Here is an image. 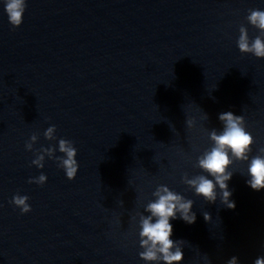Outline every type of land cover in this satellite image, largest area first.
<instances>
[{
    "label": "clouds",
    "instance_id": "1",
    "mask_svg": "<svg viewBox=\"0 0 264 264\" xmlns=\"http://www.w3.org/2000/svg\"><path fill=\"white\" fill-rule=\"evenodd\" d=\"M4 11L7 14L9 23L18 28L23 23V16L26 10V0H3ZM248 23L257 28L260 35L250 40L246 27L239 28L237 45L241 53H250L257 58H264V10L251 9L246 17ZM223 129L219 133L214 129L209 133L213 141L210 150L205 151L197 159V166L207 175L199 174L191 178L187 175L182 177L185 184L194 190L195 194L202 196L206 201L214 203L217 200V187L221 204L229 209L235 208V202L230 199L232 192L229 190L228 181L231 180L233 172L229 171L234 160L248 161V175L250 179L246 183L256 191L264 189V148L259 150L260 154L249 160V153L255 140L250 132L246 130L245 118L243 115H234L232 112H224L219 115ZM192 120H187V126L191 128ZM56 127L52 125L46 129L44 136L48 140H54ZM38 140L36 134L30 137L25 148L33 151V145ZM56 148H41L36 153V158L31 161L37 168L44 167L45 156L58 161L68 180H73L78 172L76 160L77 150L73 142L67 139H59L58 151L62 156H55ZM209 176L212 179H209ZM47 181L45 174L36 178H30L29 183L43 185ZM156 198L150 201L145 212L149 215H141L139 220V244L143 249L139 257L148 264H181L184 258L182 251L183 240H172L173 228L170 220L182 219L187 224L196 221V214L192 211L193 201L186 199L166 185L157 186L153 192ZM26 195H15L11 203L18 207L22 213L31 211ZM205 221L212 219L207 212L203 213ZM227 264H238V258L232 256ZM254 264H264V256L255 259Z\"/></svg>",
    "mask_w": 264,
    "mask_h": 264
}]
</instances>
